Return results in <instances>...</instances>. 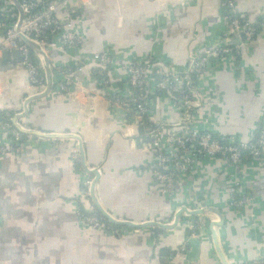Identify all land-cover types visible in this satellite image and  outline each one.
Wrapping results in <instances>:
<instances>
[{"label": "crops", "instance_id": "0c3cea01", "mask_svg": "<svg viewBox=\"0 0 264 264\" xmlns=\"http://www.w3.org/2000/svg\"><path fill=\"white\" fill-rule=\"evenodd\" d=\"M82 1L85 9L57 13L82 35L83 44L77 50L58 46L47 52L53 84L46 95L40 96L48 84L43 91L31 84L21 55L13 50L5 57L6 51H0V111L5 120V115L12 117L10 125L0 128L3 143L11 141L18 124L45 134L77 136L40 140L23 133L21 153L0 160V264H224L211 228L213 221L221 222L215 211L183 214L171 229L145 225L172 224L192 197H205L209 208L222 213L224 224L216 235L229 264L264 258V160L247 159L237 168L221 158H207L168 197L154 177L145 122L173 125L181 119L180 111L169 94L155 92L142 122L99 94L93 69L96 52L109 55L123 78L130 61L148 55L175 70L186 69L192 56L222 44L228 21L225 2ZM237 11L253 19L264 16V0H237ZM19 12L16 6L13 13ZM2 39L0 33V43ZM61 40L54 39L58 45ZM228 44L241 41L234 37ZM68 72L80 84L60 92L57 82L66 80ZM196 84L202 105L194 126L249 141L264 119V31L252 45L241 44L236 60L212 61ZM114 88L121 93L122 81L114 82ZM79 139L81 164L73 158ZM86 165L102 169L97 200L119 220L113 230L80 220V212L89 206ZM238 178L254 198L242 209L230 205V188Z\"/></svg>", "mask_w": 264, "mask_h": 264}, {"label": "built area", "instance_id": "2783aa9c", "mask_svg": "<svg viewBox=\"0 0 264 264\" xmlns=\"http://www.w3.org/2000/svg\"><path fill=\"white\" fill-rule=\"evenodd\" d=\"M23 11L24 18L20 24V12L14 14L16 4L13 0H0V33L3 39L0 51L18 50L21 63L28 71L31 84L43 91L47 85V74L39 51L30 45L26 38L36 43L46 54L51 48L60 46L62 49L77 50L83 44L82 35L74 30L73 25L61 20L57 13L61 10L74 14L85 9L82 0H17ZM78 2V5L74 4ZM228 9L226 37L221 45L208 48L203 54L191 57L184 70L170 68L167 62L156 55L130 61L125 67L124 78L118 74L113 59L101 52L93 55L94 72L98 75V91L116 108L142 119L147 118L149 102L155 92L170 95L174 105L181 113L176 124L153 123L148 126L147 140L154 153V177L162 186L164 194L173 198L177 184L188 173H194L207 158H221L230 166L240 168L245 160H264V119L255 135L249 141L214 135L209 129L200 130L194 126V119L202 105L201 93L196 84L197 78L206 72L212 61L237 59L241 55V44L252 45L257 35L264 31V16L253 19L237 11V0H225ZM61 37L60 45L54 41ZM237 37L241 44L230 46L228 41ZM48 55V54H47ZM120 71V70H119ZM64 74V72H63ZM70 72L66 80H59L57 87L60 92L79 83ZM73 78V82H72ZM122 81L123 91L117 93L114 82ZM80 84V83H79ZM0 111V128L10 125V115ZM10 142L3 143L0 139V160L14 153H21V138L27 129L20 124ZM30 130V129H28ZM38 139H50L38 136ZM53 139V138H51ZM56 139V138H55ZM65 139V138H57ZM76 162H82L81 142L76 141L73 152ZM84 194L89 206L80 212V220L84 225L95 229L113 230L114 224L101 212L97 200L96 180L102 176V169L86 165ZM99 181V180H98ZM239 178L230 188L231 207L242 209L254 200L247 192ZM178 212L186 208L188 211L209 208V201L204 197H192ZM177 212V213H178ZM186 214V213H185ZM188 215V214H186ZM189 216V215H188ZM119 221V220H118ZM121 222V221H120ZM123 222V221H122ZM125 222V221H124ZM217 226L212 227L214 231ZM246 264H264V258Z\"/></svg>", "mask_w": 264, "mask_h": 264}, {"label": "water", "instance_id": "95a60500", "mask_svg": "<svg viewBox=\"0 0 264 264\" xmlns=\"http://www.w3.org/2000/svg\"><path fill=\"white\" fill-rule=\"evenodd\" d=\"M14 3L16 4V6L18 7L19 11H20V24L24 18V15H23V11L21 9V5L20 3L17 1V0H13ZM26 41L32 45L33 47H35L42 59H43V62H44V66H45V69H46V74H47V91L45 93H43L42 95L40 96H44L46 95L51 89H52V84H53V80H52V70H51V67H50V61L48 59V55L36 44L34 43L31 39H28L26 38ZM14 53L17 54V55H20V52L18 50H14ZM9 55V51H6L5 52V57H8ZM39 95L36 96V97H40ZM23 133H31V134H36L38 136H42V137H46V138H72V137H75L76 135H72V134H45V133H42V132H39V131H35V130H28V129H20ZM77 138V136H76ZM79 138V137H78ZM80 140V139H79ZM81 153L83 155V158H84V149H83V146H82V143H81ZM99 178L96 180V182H98ZM99 206V205H98ZM99 209L101 210V212L114 224H120L118 221H116V219H112L110 217V215H108V213H106L105 211H103V209H101V207L99 206ZM209 210H212V211H215L217 212L220 216H221V222H212L211 223V228L214 227V226H222L224 224V218H223V215L222 213L219 211V210H216V209H211V208H207V209H203V210H195V211H188V209L186 208H183L181 209L176 217H175V220L172 224H164V223H159V222H156V221H149L148 223H146L145 225H150V226H158V227H163V228H167V229H171L173 228L174 226H176L180 220V218L182 217L183 214H188V215H191V216H195V215H200V214H204L206 211H209ZM124 224L126 225H130V226H138L137 224H134L130 221H126L124 222ZM212 233H213V236H214V242H215V245L217 247V250L220 254V257L223 261L224 264H229L227 259L225 258L223 252L221 251L220 249V246H219V242H218V238H217V235H216V231H214L212 229Z\"/></svg>", "mask_w": 264, "mask_h": 264}, {"label": "trees", "instance_id": "16d2710c", "mask_svg": "<svg viewBox=\"0 0 264 264\" xmlns=\"http://www.w3.org/2000/svg\"><path fill=\"white\" fill-rule=\"evenodd\" d=\"M223 1H225V0H223ZM17 11V10H16ZM145 124L147 125V126H149V125H151L152 123H150V122H145Z\"/></svg>", "mask_w": 264, "mask_h": 264}]
</instances>
